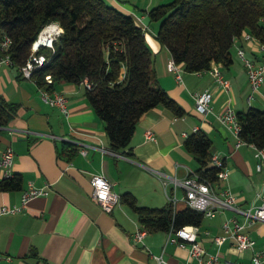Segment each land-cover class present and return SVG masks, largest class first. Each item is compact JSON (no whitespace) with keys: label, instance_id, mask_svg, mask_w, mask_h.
<instances>
[{"label":"crops","instance_id":"obj_1","mask_svg":"<svg viewBox=\"0 0 264 264\" xmlns=\"http://www.w3.org/2000/svg\"><path fill=\"white\" fill-rule=\"evenodd\" d=\"M106 1L131 14L143 28L154 54L159 82L185 112L176 115L162 105L149 109L137 122L128 148L130 154H126L111 147L105 122L86 96L85 81L55 84L52 91L68 99L69 115L65 116L59 107L43 100L34 79L22 77L17 66L0 64V99L17 105L15 117L1 131L0 156L11 146L15 153L13 173L22 177L21 189L0 191V207L22 205L23 192L30 183L48 189L47 195L31 198L18 211L0 213V251L11 257L0 264H198L170 231L146 229L143 242L134 244L132 234L142 226L137 213L122 199L111 212L104 211L92 198L91 184L92 174L102 173L121 197L131 192L140 205L161 207L175 196V207L185 208V190L175 183V178L197 176L200 163L186 149L187 137L182 135L183 131L193 133L195 127L211 137L213 153L224 158L228 178L215 186L229 187L241 208L259 202L257 193L264 189V166L257 168L251 144L236 147V136L217 118L228 107L237 113L253 102H264L261 94L248 100L249 78L237 52L242 47L249 57L263 62L264 50L259 42L245 38L247 31L235 38L233 62L220 65L231 81L230 93L222 90L212 74L188 71L184 64H180L179 81L176 72L168 69L173 60L169 49L157 38L160 22L149 16L152 7L166 0ZM125 71L123 67L121 78ZM206 90L213 95V110L201 114L196 109L195 93ZM260 90L264 94V82ZM147 129L154 131L156 141L146 139ZM84 148L85 155L81 152ZM231 217L244 219L233 208L218 211L213 217L205 216L199 225L198 241L209 252H220L219 264H226L225 260L251 264V251L238 250L233 239L221 246L215 242L223 222ZM247 231L256 239L257 248H264V221H256ZM156 256H162L163 261Z\"/></svg>","mask_w":264,"mask_h":264},{"label":"trees","instance_id":"obj_2","mask_svg":"<svg viewBox=\"0 0 264 264\" xmlns=\"http://www.w3.org/2000/svg\"><path fill=\"white\" fill-rule=\"evenodd\" d=\"M149 16L160 22L157 38L188 71H205L214 63L230 65L234 40L244 31L264 44V0H171L152 7ZM53 21L59 23L61 34L53 49L43 47L38 52L46 54L49 61L35 69L32 79L50 91L56 83L87 81L86 96L105 122L114 150L130 154L137 122L149 109L162 105L176 115L184 114L159 82L143 28L131 14L106 0H0V41L4 34L11 38L13 66L25 63L32 43ZM123 67L126 71L121 78ZM46 75H51L52 82H47ZM16 112V104L1 98L0 126H7ZM237 118L240 137L264 146V109L249 106L238 111ZM184 145L200 163L197 176L217 181L219 169L210 165L211 137L198 130L189 134ZM21 188L18 173L0 179V191ZM121 199L150 231L199 226L205 218L202 211L189 206L178 209L173 202L161 207L140 205L131 192Z\"/></svg>","mask_w":264,"mask_h":264},{"label":"built area","instance_id":"obj_3","mask_svg":"<svg viewBox=\"0 0 264 264\" xmlns=\"http://www.w3.org/2000/svg\"><path fill=\"white\" fill-rule=\"evenodd\" d=\"M44 34V35H43ZM61 34V27L55 21L46 24L38 34L37 38L31 45V53L25 63L18 66L21 76L27 79L33 78L35 69L45 65L49 61V57L44 53H38L43 47L54 48V41ZM43 36V37H42ZM245 38L256 39L259 42L260 49L264 50V44L260 42L251 33H245ZM11 38L4 34L0 41V50L2 55L0 57V64L13 65V59L9 52L11 46ZM238 55L243 60L247 70L251 93L248 97L250 101L256 94L261 93V85L264 82V61L260 62L246 54L242 47H238ZM168 69L176 72V78L181 81V66L174 60L168 63ZM212 74L216 82L220 85L223 91L230 93L232 90L231 81L223 74L220 64L214 63L208 70L201 71ZM47 82H52L51 75H46ZM86 82V86L90 84ZM40 92L43 100L52 105L57 106L65 115H69L68 99L63 93L53 92L44 87H40ZM213 95L211 91H204L195 93L196 109L201 114H207L213 110L212 106ZM217 118L223 126L228 128L237 139L236 147L246 142L240 137L241 125L237 118V113L230 107L223 112L217 114ZM7 126H0L3 130ZM198 127L194 128L197 132ZM184 137H188L189 133L182 132ZM146 139L156 141L157 137L153 130L147 129L145 132ZM254 147L255 157L257 158V168L261 169L264 166V146L259 147L254 143H249ZM81 152L87 154V149L84 148ZM14 150L11 146H7L0 156V170L2 171L3 178L13 176V162ZM210 165L217 167L218 180L209 182L203 180L198 176H187L182 180L175 178V183L180 184L184 190L183 197L187 206L196 210L202 211L205 216L213 217L218 211L226 208H233L244 215L242 221L235 217L226 219L222 224V233L214 237L215 242L221 246L228 239H233L236 248L240 251H251V264H264V248L258 249L257 241L247 231V228L258 220L264 221V189L257 193L259 202L247 208H241L238 205V198L236 194L227 186L216 187L215 183L219 180L228 178V170L224 164V158L218 154L213 153L210 159ZM92 184V198L96 201L101 208L106 212H111L113 208L121 202V195L115 191L113 183L102 173H93L91 176ZM48 189L45 187H38L30 183L29 187L24 190L22 195V205L33 197L40 195H47ZM171 202L177 200L175 196L170 197ZM22 205H3L0 207V213L15 212L21 209ZM199 226L186 225L175 230H170V234L174 235V239L178 241L181 247H186L189 252V258L197 260L198 264H219L221 262L220 252H209L199 241ZM209 231H206L208 233ZM146 234V228L139 226L132 234V241L134 244L142 243ZM162 262V256H156ZM9 260L11 257L0 251V263L4 260ZM226 264H241L238 261L225 260Z\"/></svg>","mask_w":264,"mask_h":264},{"label":"rangeland","instance_id":"obj_4","mask_svg":"<svg viewBox=\"0 0 264 264\" xmlns=\"http://www.w3.org/2000/svg\"><path fill=\"white\" fill-rule=\"evenodd\" d=\"M171 0H166V2H170ZM252 106L258 107V108H264V102L263 101H257L253 102ZM4 130H2L3 133Z\"/></svg>","mask_w":264,"mask_h":264},{"label":"bare ground","instance_id":"obj_5","mask_svg":"<svg viewBox=\"0 0 264 264\" xmlns=\"http://www.w3.org/2000/svg\"><path fill=\"white\" fill-rule=\"evenodd\" d=\"M44 35V34H43ZM43 37V36H42Z\"/></svg>","mask_w":264,"mask_h":264}]
</instances>
